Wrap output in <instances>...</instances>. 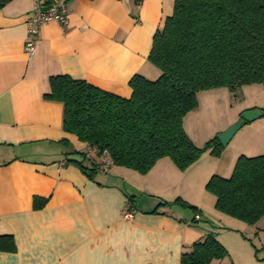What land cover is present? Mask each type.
Returning <instances> with one entry per match:
<instances>
[{
	"label": "crops",
	"instance_id": "obj_1",
	"mask_svg": "<svg viewBox=\"0 0 264 264\" xmlns=\"http://www.w3.org/2000/svg\"><path fill=\"white\" fill-rule=\"evenodd\" d=\"M173 3L68 0L64 24L38 27L31 57L24 43L34 0L0 7V235H11L15 247L0 251V264H180V255L209 233L228 253L209 264H264V217L248 225L225 215L204 189L212 175L229 177L240 155L264 154V116L242 124L220 158L204 152L183 171L162 158L141 175L95 156L62 129V104L43 98L55 75L124 98L134 74L156 79L160 72L148 61L152 37ZM241 88L249 98L231 120L188 131L190 115L199 122L200 99L214 104L226 88L199 92L197 108L183 119L187 136L199 144L240 121L241 112L264 107V83ZM81 153L98 164L93 180L67 163L80 161ZM176 198L196 211L159 205Z\"/></svg>",
	"mask_w": 264,
	"mask_h": 264
},
{
	"label": "trees",
	"instance_id": "obj_2",
	"mask_svg": "<svg viewBox=\"0 0 264 264\" xmlns=\"http://www.w3.org/2000/svg\"><path fill=\"white\" fill-rule=\"evenodd\" d=\"M10 1L0 0V7ZM148 61L159 76L149 80L134 74L128 98L66 74L49 77L43 98L62 104L65 132L95 149V156L105 155L113 166L144 175L162 158L183 171L204 152L219 157L225 146L217 135L198 147L187 136L183 119L197 108L201 91L235 92L264 83V0H174L172 14L154 32ZM258 109L264 116V107ZM81 156L67 163L93 180L98 164L85 153ZM204 189L215 197L217 211L254 225L264 217V154L240 155L229 177L212 175ZM169 204L196 211L179 198L159 205ZM14 250L12 236L0 235V251ZM227 255L209 233L182 253L179 262L209 264Z\"/></svg>",
	"mask_w": 264,
	"mask_h": 264
},
{
	"label": "rangeland",
	"instance_id": "obj_3",
	"mask_svg": "<svg viewBox=\"0 0 264 264\" xmlns=\"http://www.w3.org/2000/svg\"><path fill=\"white\" fill-rule=\"evenodd\" d=\"M241 87L238 88L235 92H230L227 89H225V91H219V92H221V93L223 92V93L218 96L217 99L219 101L216 100L214 102V104H211L210 102L204 103V100L200 99L199 102L201 104L200 105L201 108L200 107L199 108H200V114L201 115H200L199 122L197 121L195 124L194 120L191 119L192 117H190L191 116L190 115L188 117V119L185 120V126H186L187 130L188 131L193 130L192 128L197 129L200 124H203L205 127H208V126L220 127L222 124H225L229 120H231V118L234 116L233 112H235L236 107H239L240 105L244 104V102H246L247 98H249V95H246L245 94L246 91L244 89H242ZM260 94H261L260 98H264V90H262V92ZM198 98H208V96L200 95V97H198ZM222 98H224V99H222ZM240 130H241V128L239 129V131ZM213 137L214 136H212L211 138H213ZM211 138H209V139H211ZM189 139L191 140L190 137H189ZM208 140H203V142H199V144H197L196 142H193L194 140L193 141L191 140V141L196 146L201 147ZM223 151H224V149L222 150V152ZM220 156H222V153ZM220 156L216 157V158H220ZM104 157H105V155H103V157H100V159L102 160ZM203 158H204V160H205V158L210 160L209 157H207L206 155ZM213 158H215V157H213ZM198 179L201 180V177L199 176Z\"/></svg>",
	"mask_w": 264,
	"mask_h": 264
},
{
	"label": "built area",
	"instance_id": "obj_4",
	"mask_svg": "<svg viewBox=\"0 0 264 264\" xmlns=\"http://www.w3.org/2000/svg\"><path fill=\"white\" fill-rule=\"evenodd\" d=\"M68 0H34V10L28 16L27 39L24 43V51L31 57L35 51V38L38 27L48 21H57L60 24L66 22V5ZM95 151V149H93Z\"/></svg>",
	"mask_w": 264,
	"mask_h": 264
},
{
	"label": "water",
	"instance_id": "obj_5",
	"mask_svg": "<svg viewBox=\"0 0 264 264\" xmlns=\"http://www.w3.org/2000/svg\"><path fill=\"white\" fill-rule=\"evenodd\" d=\"M261 116L259 109H248L240 114V121L232 124L226 130L217 135V138L222 146H226L232 139L237 130L242 126V122H251Z\"/></svg>",
	"mask_w": 264,
	"mask_h": 264
}]
</instances>
